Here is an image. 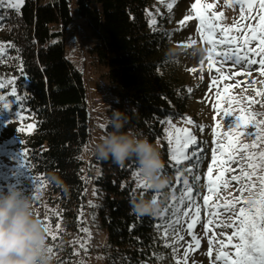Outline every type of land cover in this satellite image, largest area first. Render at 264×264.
Returning <instances> with one entry per match:
<instances>
[{
	"label": "trees",
	"instance_id": "obj_1",
	"mask_svg": "<svg viewBox=\"0 0 264 264\" xmlns=\"http://www.w3.org/2000/svg\"><path fill=\"white\" fill-rule=\"evenodd\" d=\"M147 5L148 0H24L17 9L7 2L0 6V93L12 101L15 125L6 146L29 175L48 183L55 218L39 215L44 225L49 221L47 240L88 229L91 223L105 232L99 248L103 264H166L173 207L184 202L179 201L184 181L197 188L208 162L200 151L191 161H171L165 119L183 118L194 90L163 57L168 36L150 27ZM75 20L88 30L92 42L86 53L106 69L107 88L115 97L107 107L104 134L113 131L110 118L119 110L126 117L122 131L156 144L165 162L163 173L170 177L163 191L135 184L133 173L139 167L134 158L120 165L95 155L88 164L83 157L92 126L87 89L83 72L65 54L66 29ZM13 87L19 99L11 94ZM31 121L35 127L28 129ZM0 190L6 191L5 186ZM133 197H156L160 210L136 215L129 204ZM68 248L63 245L52 264L71 256Z\"/></svg>",
	"mask_w": 264,
	"mask_h": 264
},
{
	"label": "rangeland",
	"instance_id": "obj_2",
	"mask_svg": "<svg viewBox=\"0 0 264 264\" xmlns=\"http://www.w3.org/2000/svg\"><path fill=\"white\" fill-rule=\"evenodd\" d=\"M195 2L196 0H148L146 7L150 27L162 29L168 36V44L162 52L163 57L171 60L177 66L179 75L194 90V94L189 100L188 113L183 118L165 119L164 139L170 147L171 154H173L175 142L169 143V139L174 136L177 128L188 129L196 137V143L190 144L192 146L189 145L188 149L185 150L189 156L188 160L191 161L195 154L200 151L204 156L206 155L204 159L208 161L196 179L197 188H193L187 183L179 200H184V202L173 207L175 211L169 223L171 258L166 264H177L178 261L179 264H218L216 256L221 251L219 241L227 243V236L231 235L234 230L231 227L220 226L235 220L233 213L226 211L224 205L233 202L237 210L239 207H247L243 201L248 197V189L252 188L256 194L254 198L258 199L259 177L264 176V167L259 166L261 165L259 153L264 152V139L255 140V134L258 131L264 132V125H260L259 129L253 127L238 130L252 133V135L239 137L240 146L251 145L255 142L256 148H249L243 153L234 152L231 159L226 155H221V151H228L226 147L223 150H217L221 144L227 145V128L228 126L234 127L237 122L234 115L225 117L224 111H231L235 115L247 112L257 113L259 115L255 117V120H264V96L257 95V92H264V76L260 75V65L257 63L249 66L243 62L236 65L233 63L235 57L221 63L220 58L216 57L215 54L209 59L208 49L212 46L207 43L208 32L206 31L207 25H216L215 39L219 41L224 38L221 29L231 28L232 31L228 35L240 37L238 43L242 45L243 37L249 34L246 25L255 26L258 23V19L254 20L251 17L256 15L259 9L256 8L253 13H249L247 6L241 5L237 0H231V3L228 0H200L202 8H207L209 4L213 5L205 12L206 24L202 25L191 7ZM242 7L244 16L248 17L247 19L242 18ZM220 13H223V17L218 19L214 14ZM186 17L192 18L185 19ZM152 20L156 21L155 25L150 24ZM237 28L241 31H236ZM193 41L191 47H186ZM91 42L92 39L82 20H75L67 27L65 54L83 72L92 119L90 143L86 145L83 153L88 164L93 158V146L105 135L103 128L108 120L107 107L115 99L107 88L106 69L99 66L98 63H94L86 53V48ZM257 43V41H253L247 47H256ZM216 47L217 50L231 52L236 45L226 47L217 44ZM240 51L243 53L244 47H241ZM249 58L257 59V61L261 59L259 56L251 55ZM217 68L220 70L217 71ZM192 69L195 71H191ZM236 73L243 74L236 75ZM225 89L228 91L225 92ZM0 96L4 98L0 100V185L5 186L6 190L9 186L23 189L25 195H30L33 212L38 217L42 213L43 217L54 219L55 211L48 204V183L41 176L29 175L17 157L14 156L12 149L6 146L5 139L9 135V129L14 128L15 125L11 121L14 118L11 117L10 109L5 110L3 108L4 103L12 104V101H9L5 93H0ZM249 98L254 102L250 103ZM30 124L33 122L31 121ZM214 152L217 159L223 162L222 164L213 163ZM249 153L257 154L254 161L248 160ZM250 162L258 165L256 174L252 176L251 180L242 175V172L251 174L252 169L248 167ZM209 167L213 168L214 179L221 172L224 173L221 180L218 181L220 187L216 193H209L207 190V169ZM198 169L200 170L197 167L194 171L196 172ZM232 176H240L241 179L232 180ZM133 178L137 185V178L134 173ZM224 181H228L227 187H224ZM188 188L192 189L191 198L186 194ZM205 195H211L212 199L209 204L218 207L205 205L203 199ZM33 197L36 198L33 199ZM89 197L92 198V192ZM197 208L199 209V220L192 231L200 241L198 247L194 243L193 235L187 229V224L191 222ZM212 212H218L219 216L210 215ZM209 220H212L213 223L208 224ZM48 222L45 227L49 230ZM88 226L87 232L78 228L77 232L71 231L63 235L62 239L47 240L48 248L52 249L48 254L51 257H58L61 247L63 245L67 247L68 243L71 256H65L60 264H103L104 261L99 248L105 243V232L92 226L91 223H88ZM179 237H183V239H179ZM210 239L213 240L211 256L209 255ZM224 250L234 251L230 246ZM186 251L187 256H185Z\"/></svg>",
	"mask_w": 264,
	"mask_h": 264
},
{
	"label": "snow or ice",
	"instance_id": "obj_3",
	"mask_svg": "<svg viewBox=\"0 0 264 264\" xmlns=\"http://www.w3.org/2000/svg\"><path fill=\"white\" fill-rule=\"evenodd\" d=\"M7 2L8 5L12 9H17L20 5L24 3V0H0V6H3V4ZM229 3H231V0H228ZM238 3L241 5L247 6V11L249 13H253L254 9L258 8L259 12L256 15H253L251 18L256 20L258 19V23L253 25H246V29L248 31V35H245L243 37V44H239L240 37H233L229 36L228 33L232 31L231 28H222L221 31L224 34V38L217 41L215 39V28L216 25H207L206 31L208 32L207 35V43L211 45L212 47L208 49V56L209 59L212 58L213 54H215L216 57L220 58V62L224 63L228 61L229 59H232L235 57L233 63L236 65H240L243 63H247L249 66L255 65L259 63L260 65V75L264 76V0H237ZM171 7V5H169ZM192 10L196 13L197 18L200 20L202 25L206 24V16L205 12L207 9H210L213 7V5L209 4L207 5V8H202L200 4V0H196L195 3L192 4ZM217 16V18H222L223 13L220 14H214ZM241 15L242 18L247 19L248 17L244 16V9L241 8ZM192 17H186L185 19H191ZM156 21L152 20L150 21V24L155 25ZM236 31H241V29L237 28ZM253 41H257L256 47H247L250 45ZM194 43L191 42L186 47H191V44ZM219 44L221 46L231 47L232 45H236L235 48H232L231 52L227 50H217L216 45ZM241 47H244L245 51L241 53L240 49ZM251 56H259L261 59L257 61V59L249 58ZM211 67V65H210ZM217 71L220 69L217 68ZM191 71H195L192 69ZM243 73H236V75H242ZM4 88V84L0 83V89ZM228 90L225 89V92ZM17 90L15 87L12 88V96L16 97V99H19L17 96ZM257 95L264 96V92H257ZM4 98L0 96V100H3ZM249 102L252 103L251 98H249ZM3 108L5 110H9L12 108V105L9 103H4ZM223 115L225 117L227 116H235L236 118V124L235 126H228L227 128V145L221 144L219 146L218 151L227 148L228 151H221V155L228 156L229 159L232 158V154L234 152H240L243 153L244 151H247L249 148H256L257 144L254 142L253 144H244L242 147L238 143L240 136H247L252 135V133L248 132H241L238 131L240 129H246V128H257L259 129L260 125H264V120L256 121L255 117L259 114L247 112L240 115H235L231 111H224ZM161 123H164V121H161ZM168 123H171V121H168ZM188 123H191V121H188ZM35 125L29 124L28 128L33 129ZM23 131V129H21ZM235 133V135H233ZM172 136V134H170ZM264 139V132L258 131L255 134V140L259 141ZM175 142V149L173 150V154L171 155V161H174L176 165H179L182 160H188L189 156L186 154L185 150L188 149L190 144L196 143V137L188 131V129H180L177 128L175 130V134L172 138L169 139V143ZM257 157L256 153H249L248 160L254 161ZM259 158L261 160V167H264V152L259 153ZM213 163H223L217 159L216 153H213L212 157ZM132 163H135L134 161ZM248 167L252 169L251 174L247 172H242L243 176H247L249 180L252 179V176L256 174V169L258 165L256 163H249ZM227 171V169H225ZM207 179H208V185L207 190L209 193H216L217 189L220 187L218 181L221 180L224 173L221 172L220 175H218L215 179L213 178V168L209 167L207 169ZM134 176L137 178V186L145 189H151L150 184L148 181L141 176L140 170L136 169L134 171ZM179 179V177H178ZM232 180H240V176H232ZM260 180V189L258 199H255L254 197L256 194L252 191V188L248 189V197L243 202L247 205V207H239L237 210L235 208V204L233 202H229L228 204L224 205V209L226 211H230L235 216V220H233L232 223L226 224V225H220L223 227H231L233 228V232L231 235L227 236V243L225 241H219L221 245V251H219L218 255L216 256V261L218 264H264V176L259 177ZM35 182V181H34ZM185 184H187V181H184ZM228 181H224V187H227ZM253 187H255L253 185ZM186 194L191 198L192 189L188 188ZM36 197H33L35 199ZM205 205H208L209 207H218L214 204H209V201L212 199L211 195H205L203 197ZM153 200L155 202L157 201V198L154 197ZM91 203V202H90ZM94 206V205H93ZM185 215H188V213H185ZM210 215L219 216L218 212H212ZM199 220V209L197 208L195 215L191 219V222L187 224V229L190 234L193 235V240L195 245L199 246V239L196 238L195 234L193 233V229L195 225L198 223ZM213 221L209 220L208 224H212ZM47 232L49 231L46 227ZM207 230V228H206ZM83 231L87 232L88 229L85 228ZM164 235L167 236L168 232L165 229ZM223 235V234H222ZM55 239V237H53ZM179 239H183V237H179ZM212 244L213 240H209V255L212 254ZM231 247L234 251L229 252L225 251L224 249L227 247ZM83 247V245H82ZM52 249L48 248V252H51ZM175 251V250H174ZM185 256H187V251L185 252ZM179 264V261L177 262Z\"/></svg>",
	"mask_w": 264,
	"mask_h": 264
},
{
	"label": "clouds",
	"instance_id": "obj_4",
	"mask_svg": "<svg viewBox=\"0 0 264 264\" xmlns=\"http://www.w3.org/2000/svg\"><path fill=\"white\" fill-rule=\"evenodd\" d=\"M125 121L123 113L113 110V131L93 146L92 154L105 160L111 158L120 165L134 158L151 190L163 191L170 177L163 173L165 162L158 146L147 137L122 131ZM129 204L131 212L139 216L155 215L160 210L157 202L143 197H133ZM0 264H52L47 229L34 214L30 195L16 186L0 190Z\"/></svg>",
	"mask_w": 264,
	"mask_h": 264
}]
</instances>
